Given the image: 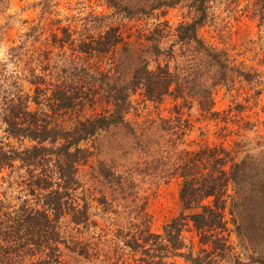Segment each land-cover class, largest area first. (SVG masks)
<instances>
[{"label": "trees", "instance_id": "1", "mask_svg": "<svg viewBox=\"0 0 264 264\" xmlns=\"http://www.w3.org/2000/svg\"><path fill=\"white\" fill-rule=\"evenodd\" d=\"M105 1L115 13L128 19L155 10H162L165 15L166 9L186 3L190 20L181 22L174 32L170 29L167 34L165 29L170 25L163 21L151 32L153 40L165 35L175 37L169 51L163 53V49L153 44V53L172 57L175 45H180L183 51L188 49L190 58L196 63L197 59H203L209 64L211 87L229 86L234 82V76L247 82L254 78L255 74L232 67L227 55L207 44L200 35V30L212 19L210 4L215 0H156L148 9H132L121 0ZM253 15L260 24L264 23V0H255ZM123 41L119 27L115 26L79 39H72V34L64 28L62 37L54 35L51 46L63 50L69 44L73 54L107 55L114 54ZM52 55V51H42L38 60L41 69L37 67L31 71L28 82L34 86V94L12 97L2 113L7 135L30 145L22 149L1 148L0 172L23 169L22 182L35 203L30 204L24 199L20 205L12 206L0 198V264H59L63 248L90 257L88 245L65 235L61 225L64 217L69 216L77 232L96 226L91 220L90 203L85 200L80 205L76 196L83 185L79 170L93 155L83 143L100 132L115 131L131 139L133 149L147 154L150 146L143 139L145 131L127 119L132 109V95L141 90L145 99L155 105L162 104L168 96L176 100L187 99L188 82L168 64L158 63L152 70L149 61L143 59L134 68L130 79L117 82L109 74L91 73L71 61L61 72L55 76L49 74L51 77L47 79L45 72L51 66ZM202 74H199L196 85L201 82L208 96L199 97L198 102L204 112H211L214 104L212 90L206 84L207 79L203 78L204 72ZM30 103L38 109L31 110ZM43 106L46 108L40 109ZM97 106H102L101 112L97 111ZM87 107L93 109V114L77 120L69 128L54 124L56 113L70 110L78 113ZM236 108L238 112L243 110L241 105ZM161 120L163 131L176 132L179 128L173 126L171 120ZM239 152L241 149H228L223 145H204L197 150L182 152L173 172L182 181L179 189L182 210L163 225L160 233L151 231L146 202L137 197L134 182L118 177L111 167L101 164L96 177H101L104 184L118 186L123 208L130 218L135 215L129 229L119 227L115 232V249H129L137 264H175L168 261L172 257H181L190 264H219L215 257L223 259L229 251L226 239L221 236L226 228L224 219L228 205L238 234L244 228L257 231L256 234L264 237V161L250 154L240 157ZM149 163L144 161L145 165ZM97 201L104 206V211L120 215L113 207L115 200H109L105 193ZM188 228L197 233L199 244L204 246L196 252L193 243L186 244L184 233ZM205 246H210L211 250ZM257 262L264 264V259Z\"/></svg>", "mask_w": 264, "mask_h": 264}, {"label": "rangeland", "instance_id": "2", "mask_svg": "<svg viewBox=\"0 0 264 264\" xmlns=\"http://www.w3.org/2000/svg\"><path fill=\"white\" fill-rule=\"evenodd\" d=\"M121 1L132 9H148L156 0ZM254 3L255 0H215L210 4L212 19L200 30V35L207 44L223 51L232 67L255 74L251 82L234 76V82L229 86L211 87L209 64L203 59H197L196 63L190 58L188 49L183 51L180 45H175L172 57L153 53V44L163 49V53L169 51L175 37L165 35L153 40L151 32L163 21H168L170 25L165 29L167 34L170 29L174 32L181 22L190 20L186 3L166 9L165 15L162 10H155L128 19L115 13L105 0H0V149L6 150L9 146L22 149L30 145L27 141L7 135L2 113L12 97L34 94V86L29 84L28 79L33 68L40 65L38 60L44 50L53 53L51 66L45 72L47 79L74 61L91 73L103 72L117 82L127 81L134 68L146 59L150 69L155 70L158 63L168 64L172 71L188 82L185 101L168 96L162 104L155 105L145 99L141 90L132 95V109L127 119L145 131L143 139L150 146L147 154L133 149L131 139L115 131L100 132L83 143L84 147L93 151V155L79 170L78 176L83 185L76 196L80 205L85 200L90 203L91 220L96 222V226L87 230L82 227V233L77 232L69 216L64 217L61 225L65 235L88 245L91 256L85 257L63 248L59 264H137L129 249L121 244L123 249L116 250L114 247L115 232L119 227L129 229L135 215L130 218L123 208L118 186L104 184L101 177H96L101 164L111 167L118 177L134 182L137 197L146 202L151 231L160 233L163 225L182 210L179 199L182 181L173 172L183 151L197 150L204 145H223L228 149H241L240 157L250 154L264 161V23L260 24L254 17ZM109 26L119 27L124 39L114 54H73L69 44L63 50L51 46L54 35L62 37L64 28L72 34V39H79L97 35ZM202 72L212 90L214 104L211 112H204L198 102L199 97L208 96L201 82L196 85ZM237 105H241L243 110L238 112ZM30 108L38 109L33 103H30ZM43 108L46 107H40ZM96 109L101 112L102 106ZM48 113L53 115L50 110ZM92 114L93 109L89 107L78 113L72 110L58 112L54 116V124L69 128L77 120ZM161 119L171 120L173 126L179 128L176 132L163 131ZM144 161L150 163L145 165ZM24 172L23 169L0 172V198L8 205H20L24 199L30 204L35 203L22 182ZM102 193L109 200H115L113 207L120 215L104 211V206L97 201ZM224 220L226 228L221 236L226 239L229 251L223 259L215 257L219 264H259L257 261L264 259V237L256 234L257 231L244 228L241 232L247 237L241 232L238 234L229 205ZM184 237L187 245L194 244L195 252L204 247L199 244L197 233L190 228ZM205 247L211 250L210 246ZM168 261L190 264L181 257H172Z\"/></svg>", "mask_w": 264, "mask_h": 264}]
</instances>
